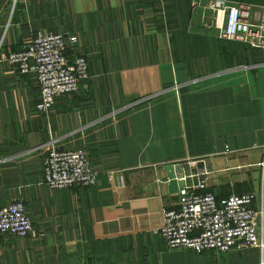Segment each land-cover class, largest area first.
Segmentation results:
<instances>
[{
	"label": "crops",
	"instance_id": "obj_1",
	"mask_svg": "<svg viewBox=\"0 0 264 264\" xmlns=\"http://www.w3.org/2000/svg\"><path fill=\"white\" fill-rule=\"evenodd\" d=\"M177 1L0 0V207L23 201L33 224L0 234V264H260L258 248L171 250L154 232L178 199L168 164L217 197L264 192V50L220 39L206 0H190L186 32L173 28ZM39 32L75 36L68 51L89 74L48 114L34 74L5 60ZM51 142L85 150L96 183L49 188Z\"/></svg>",
	"mask_w": 264,
	"mask_h": 264
},
{
	"label": "built area",
	"instance_id": "obj_2",
	"mask_svg": "<svg viewBox=\"0 0 264 264\" xmlns=\"http://www.w3.org/2000/svg\"><path fill=\"white\" fill-rule=\"evenodd\" d=\"M203 9L211 12V26L220 39L264 50V8L251 10L243 3L206 0ZM76 41L75 36L39 32L5 59L19 73L34 74L40 95L36 107L43 114L51 111L57 98L76 93L89 77L86 59L68 51ZM42 166L44 183L53 190L93 186L99 174L85 150H60L52 142ZM205 189L204 182L179 187L176 205L164 210L162 224L154 232L171 250L220 254L258 248L263 252L260 264H264V192L257 202L255 194L217 197ZM32 231L23 201L0 207V234L25 238Z\"/></svg>",
	"mask_w": 264,
	"mask_h": 264
},
{
	"label": "trees",
	"instance_id": "obj_3",
	"mask_svg": "<svg viewBox=\"0 0 264 264\" xmlns=\"http://www.w3.org/2000/svg\"><path fill=\"white\" fill-rule=\"evenodd\" d=\"M189 2L190 0H178L176 4L171 7L168 13V20L171 25L182 32H186V24L189 17ZM171 12V13H170ZM174 17V20L171 18ZM182 19V22L180 21Z\"/></svg>",
	"mask_w": 264,
	"mask_h": 264
},
{
	"label": "water",
	"instance_id": "obj_4",
	"mask_svg": "<svg viewBox=\"0 0 264 264\" xmlns=\"http://www.w3.org/2000/svg\"><path fill=\"white\" fill-rule=\"evenodd\" d=\"M168 177V190L170 193H177L182 185L183 172L179 164H168L164 167Z\"/></svg>",
	"mask_w": 264,
	"mask_h": 264
},
{
	"label": "rangeland",
	"instance_id": "obj_5",
	"mask_svg": "<svg viewBox=\"0 0 264 264\" xmlns=\"http://www.w3.org/2000/svg\"><path fill=\"white\" fill-rule=\"evenodd\" d=\"M202 11H203V15L205 16V19L206 20H208L209 22H210V20L212 19V14H211V12L210 11H208L207 9H202ZM202 14V13H201ZM175 18L174 17H172L171 18V20H174ZM181 22H182V19L180 20ZM172 27L173 28H175L174 27V25H172ZM257 57H259V56H257ZM254 58H252V60H253ZM253 64H256V63H253ZM252 64V68H250L251 70H253V71H255L259 66H255V65H253Z\"/></svg>",
	"mask_w": 264,
	"mask_h": 264
}]
</instances>
